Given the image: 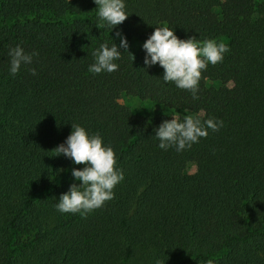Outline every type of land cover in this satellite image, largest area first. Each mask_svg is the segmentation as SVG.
Masks as SVG:
<instances>
[{"label": "trees", "instance_id": "trees-1", "mask_svg": "<svg viewBox=\"0 0 264 264\" xmlns=\"http://www.w3.org/2000/svg\"><path fill=\"white\" fill-rule=\"evenodd\" d=\"M125 2L129 17L110 33L92 0H0V264H264V0ZM162 26L230 48L202 71L198 100L159 66L144 70L141 46ZM117 31L134 58L90 74L93 50L119 45ZM17 45L39 55L12 77ZM121 95L223 127L163 151L152 136L169 119L135 115ZM71 124L99 133L124 173L114 199L85 217L54 208L83 168L54 151ZM191 155L196 172L173 180Z\"/></svg>", "mask_w": 264, "mask_h": 264}, {"label": "clouds", "instance_id": "clouds-1", "mask_svg": "<svg viewBox=\"0 0 264 264\" xmlns=\"http://www.w3.org/2000/svg\"><path fill=\"white\" fill-rule=\"evenodd\" d=\"M96 7V27L113 32L128 17L125 0H92ZM119 45L101 43L93 50V63L88 66L92 75L113 73L119 65L123 53H129V43L122 32H115ZM145 53L143 64L145 69L159 66L163 69L160 79L165 84L173 83L176 88L188 91L192 99H199L202 71L208 66L222 63L225 54L230 52L226 43L214 39L203 41L196 37L180 39L175 31L167 26L155 27L152 34L141 46ZM130 54V53H129ZM9 75L15 77L22 66L30 65L37 52L27 53L17 45L9 48ZM131 55V54H130ZM132 56V55H131ZM133 57V56H132ZM134 58V57H133ZM31 74L36 75L35 69ZM187 112V110H185ZM72 130L65 141L55 148L56 156L63 155L74 165H83L82 169L73 168L71 176L75 181L66 193L60 195L55 203V211L61 215L79 214L85 217L100 209L115 197L114 188L124 180L123 170L117 167L116 154L110 145H106L99 133L90 134L85 127L71 124ZM223 121L216 117L202 120L198 114H179L170 120H164L154 129V138L160 150L173 149L181 153L206 138L209 130L218 132ZM156 264H161L159 260Z\"/></svg>", "mask_w": 264, "mask_h": 264}, {"label": "rangeland", "instance_id": "rangeland-1", "mask_svg": "<svg viewBox=\"0 0 264 264\" xmlns=\"http://www.w3.org/2000/svg\"><path fill=\"white\" fill-rule=\"evenodd\" d=\"M207 85L209 87L214 86L223 94H225L230 89H234V87L230 84L226 86H219L216 84L213 85L211 83H208ZM223 98L226 99V96L224 95ZM118 102L122 106L127 107L133 114L146 117L148 119H152L155 116H164L170 120L172 116L177 112L181 115L188 114L182 110H168L159 104H155L149 101H139L136 98H132L126 95H121ZM197 164L198 157L196 155H191L185 169L182 172L177 171L173 174V180H177L181 174H194L197 169Z\"/></svg>", "mask_w": 264, "mask_h": 264}]
</instances>
